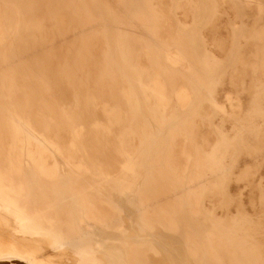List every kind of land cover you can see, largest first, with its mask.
Instances as JSON below:
<instances>
[{
  "label": "bare ground",
  "instance_id": "6f19581e",
  "mask_svg": "<svg viewBox=\"0 0 264 264\" xmlns=\"http://www.w3.org/2000/svg\"><path fill=\"white\" fill-rule=\"evenodd\" d=\"M222 15L217 0H0V264H264V40L232 28L216 56L203 31ZM227 83L240 115L216 108ZM235 181L260 192L254 214Z\"/></svg>",
  "mask_w": 264,
  "mask_h": 264
},
{
  "label": "rangeland",
  "instance_id": "374dc122",
  "mask_svg": "<svg viewBox=\"0 0 264 264\" xmlns=\"http://www.w3.org/2000/svg\"><path fill=\"white\" fill-rule=\"evenodd\" d=\"M156 4H169L170 0H154ZM219 7L221 8L222 18H220L215 25L206 27L203 31L205 39L209 42L213 52L218 57L225 56L232 44V28L239 30L242 26L246 29V33H256L259 43H263L264 40V27L262 20L264 16V1L263 0H238L242 7L244 17H240L230 0H217ZM180 18L183 22L190 23V19L187 17V10L184 6L179 9ZM258 43V44H259ZM258 44L252 43L245 47L239 60V66L241 70L257 68V61L259 59ZM262 56L264 58V49ZM264 75V66L258 69V76L261 78ZM19 94V93H18ZM21 94L18 95L19 99ZM229 99L231 104L228 103ZM247 96L243 93H239L236 89L227 83L221 90L216 100V108L219 114H223L227 111L230 114L240 115L247 105ZM183 105V102L181 103ZM226 130L233 134L231 125L226 126ZM206 148H210L211 144H214L216 138L211 135L210 131L206 132ZM134 145H138L136 141ZM256 163L252 158H244L240 163V171H244L247 168L255 167ZM264 177V165L261 170L256 174V181L259 182ZM232 194L235 197H243L246 207L254 214L260 205V192L256 186L249 185L245 182L235 181L231 187ZM221 199L216 198L207 203V209L214 211L220 204ZM233 213L235 211H232ZM231 212V214H233ZM219 218H225L226 212L217 211ZM222 216V217H221Z\"/></svg>",
  "mask_w": 264,
  "mask_h": 264
}]
</instances>
